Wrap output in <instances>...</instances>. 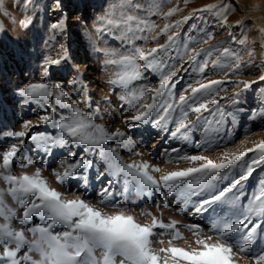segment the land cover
Returning <instances> with one entry per match:
<instances>
[{"label": "snow or ice", "instance_id": "obj_1", "mask_svg": "<svg viewBox=\"0 0 264 264\" xmlns=\"http://www.w3.org/2000/svg\"><path fill=\"white\" fill-rule=\"evenodd\" d=\"M189 2L190 0H183L185 6ZM28 3H31V0H26L25 7ZM54 5L56 9H62L61 0H54ZM0 8H3V0H0ZM181 11L183 9L177 4L163 12L161 4L156 0H152L147 6L138 0H114L105 14L98 18L94 28L100 34L113 30L119 32L120 39L128 45L123 51L112 48L97 49L104 57L105 67L115 68L109 83L127 90L128 95L121 99L135 108V112L125 119V123H151L154 127L165 128L169 123H174L175 129L170 135L187 140V131L191 127L201 121L211 123L208 117L215 118L217 113L222 115L220 100L213 97L202 98L197 102L195 97L198 93L211 96L213 86L220 85L223 81H197L196 86L189 85L191 96L180 95L178 105L165 102L159 110L157 109L160 98L165 95L172 96L171 90L175 88V82L172 80L174 72L162 75L161 82L155 89L132 90L133 82L143 75L141 69L160 70L162 61L158 60V54L168 50L175 43L178 38L175 29L198 12H211L218 23L226 27L230 7L227 4H208L203 8L193 9L191 14L179 20L170 21L172 16ZM152 15L162 17L165 21L162 28L148 18ZM19 23L27 28L31 17H26ZM240 23L237 22L238 25ZM51 28L54 31H65L66 17L62 16ZM157 28L159 31H156ZM259 31L262 37L261 47L264 48V28ZM165 35L167 40L164 44H157L150 49L136 43L138 40H158ZM212 35L207 33L203 43L207 44ZM231 38L241 46L249 44L246 34H242L239 40L235 36ZM251 44L252 46L247 48V63H252L255 59V41ZM60 47L61 52L56 58L50 55L43 57L40 80L27 83L18 90V94L25 98V103H36L44 110V114L39 116L40 122L51 124L53 128L58 129L59 135L45 137L42 133H32L29 136L30 128H38L40 125L32 124L30 120L24 121L22 127L25 130L7 133V136L16 142H12L6 150L0 152V264H239L240 254H249L253 237L264 222V180L258 182L247 204L233 212L231 217L217 220L208 228L207 233L200 225H188L194 237L192 243L177 246L173 241L185 239L177 228L178 221L172 220L165 224L151 213H142L152 216V219L150 223H140L126 205L108 202L106 197L112 195L108 188L102 190L101 200L97 203L103 204L105 208L115 209L111 212L94 206L81 195L71 199L64 198L63 192L50 186L40 168H35L31 173L25 171L20 175L14 174L13 167L18 156L22 155L21 148L26 137L33 141L45 142L46 150L48 143L60 147L78 146L83 152L98 155L105 162V174L116 182L130 178L139 186L141 192L149 196L153 190L160 192L164 197L179 190L183 206L179 207L178 211L184 212L185 207L191 204L195 212L202 213L207 212L208 208L217 202L240 200L242 182L251 176L254 165L264 161V156L253 160L238 178L222 188H216L212 183L215 175L234 165L248 152L264 150V140L253 148H246L238 153L225 152L215 160L204 154L180 155L179 149H172L173 153H177L175 159L185 160L197 166L169 171L159 178L151 173H158L161 169L147 161L125 163L119 155V149L132 144L130 138L125 139L126 133L120 129L110 131L104 123H98L90 97L85 96L82 101L71 102L68 92L60 83L48 82L50 68L70 59L67 49L63 45ZM192 51L195 53L194 49ZM201 52L210 55L211 49H202ZM222 55L234 57L233 73L239 71L243 61L240 53L224 48ZM207 63L205 61L200 67L201 72L205 70ZM261 63H264V59ZM79 75L82 74L78 73ZM260 79L264 80V77ZM71 83L76 84L77 81ZM237 83H243L247 89L253 82ZM85 91L86 89L81 88V92ZM149 95L151 103H147ZM189 100L193 101L191 105H188ZM81 104L84 107H81ZM209 105H214L215 108H210ZM177 106L181 109V115L179 119H173L171 113ZM57 107L65 110V114L58 119L55 115ZM154 110L157 111L154 113ZM189 111L196 114L195 122L188 121ZM204 113H208V116H204ZM196 147L204 146L197 144ZM205 150L215 149L209 145ZM135 155L140 156L142 153L136 152ZM69 160L71 162L61 161V165H66L63 172H53L58 184L63 185L70 178H79L77 169H87L92 165L90 160L77 157L72 151L69 153ZM32 164L33 161L28 160L19 167L27 169ZM111 183L112 179L109 180V184ZM192 197L200 199L193 203ZM160 206L157 202V207ZM164 206H168L166 202ZM254 216L260 220L254 221ZM34 217L38 218L39 222H32ZM15 224L20 227H15ZM156 229L165 231L157 232ZM164 236L168 237L167 246L154 247L157 242L164 244L163 239H156ZM253 260L254 264H264V250L254 255Z\"/></svg>", "mask_w": 264, "mask_h": 264}, {"label": "rangeland", "instance_id": "obj_2", "mask_svg": "<svg viewBox=\"0 0 264 264\" xmlns=\"http://www.w3.org/2000/svg\"><path fill=\"white\" fill-rule=\"evenodd\" d=\"M253 1L190 0L185 6L183 0H156L161 4L163 12H167L177 4L183 9L172 16L170 21L179 20L191 14L193 9H200L208 4H227L230 7L226 27L221 26L211 12H198L192 15L191 19L175 29L178 38L172 47L158 54V60L162 61L160 70L141 69L142 77L132 84V90L135 91L155 89L161 82L162 75L174 72L172 80L175 82V88L171 90L172 96L165 95L160 98L157 109L159 110L165 102L178 105L180 95L191 96L189 85L196 86L197 81L205 83L211 80L223 81L222 84L213 86L211 96L198 93L195 97L197 102L202 98L212 99L213 97L220 100L222 115L217 113L215 118L208 117L211 123L201 121L191 127L187 131L188 139L185 140L170 135V132L175 129L174 123H169L167 128L154 127L151 123H125V119L135 112V108L121 99L128 95L127 90L109 83L115 68L105 67L104 57L97 49L112 48L123 51L128 45L126 41L120 39L119 32L113 30L100 34L94 28L98 18L105 14L114 0H61L62 9L55 8L54 0H31L26 7V0H3V8H0V152L6 150L12 142H16L8 137L7 133L25 130L22 127L24 121L30 120L32 124L40 125L38 128H30L29 136L32 133H42L45 137L59 135L58 129L53 128L51 124L40 122L39 116L44 114V110L36 103H25V98L18 94V90L27 83L40 80L43 72L41 67L43 57L50 55L56 58L61 52V45L67 49L70 59L50 68L48 82L60 83L68 92L71 102L82 101L85 96L90 97L93 102L92 109L96 111L97 122L104 123L110 131L120 129L126 133L125 139L130 138L132 144L127 148L119 149V155L125 163L147 161L150 165L161 169L158 173H151L159 178L169 171L197 166L185 160L175 159L177 153H173L172 149H179L180 155L204 154L215 160L225 152L232 154L244 151L246 148H253L255 144L264 140V80L260 79L264 77V63H261L264 59V48L261 47L262 37L259 31L264 28V25L254 24V18L249 13ZM138 2L147 6L152 0H138ZM62 16L66 17V30L54 31L51 25ZM26 17H31V23L24 28L19 22ZM148 18L160 28L165 23L159 15ZM238 21L241 22L239 25ZM156 31H159V28ZM207 33L213 35L212 39L205 44L203 39ZM73 34L75 36L71 37ZM242 34L247 35L248 45L241 46L233 42L232 36L239 40ZM166 40L165 35L158 40L149 39L147 42L138 40L136 43L150 49L157 44H164ZM253 41H255V59L252 63H247L249 59L247 48L252 46ZM224 48L232 49L243 56L239 71L233 73L235 58L230 55L223 56ZM193 49L200 55H195ZM202 49H211V54L201 52ZM205 61L208 62L207 67L201 72L200 67ZM85 63L89 65V68L86 67L83 70ZM78 73L82 75L78 76ZM226 73L228 75H225ZM88 78L92 82H86ZM74 80L77 81L76 84L71 83ZM239 81L253 83L245 89L243 83H237ZM81 88L86 91L81 92ZM151 102V95H149L147 103ZM192 103V100L188 101V105ZM81 107L84 105L81 104ZM209 107L215 108L214 105ZM184 108L187 110V105ZM157 110H154V113ZM63 114L65 110L57 107L56 118ZM171 115L173 119H179L180 107L177 106ZM203 115L208 116V113ZM195 120L196 114L189 111L188 121L192 123ZM197 144L204 147L197 148ZM209 145L215 150H205ZM70 151L75 152L77 157L90 160L92 165L87 169H77L80 173L79 178H70L61 185L56 182L53 172H63L66 165H61V161L71 162ZM136 152L142 155L137 156ZM21 153L13 167L14 174L20 175L25 171L31 173L35 168H40L50 186L63 192L66 199L81 195L94 206L111 212L115 209L105 208L103 204L97 203L101 200L102 190L108 188L112 194L106 197L108 202L126 205L140 223H150L152 216L165 224L172 220L178 221L177 228L185 239L173 241L177 246L192 243L194 237L188 225H200L207 233L208 228L217 220L231 217L233 212L247 204L258 182L264 180V161H262L253 166L254 171L251 176L242 182L240 200L217 202L211 205L207 212L202 213L195 212L189 204L184 212H180L178 208L183 204L179 197V190L167 197L153 190L149 196L141 192L139 186L130 178L116 182L105 174V162L98 155L83 152L81 147L72 145L60 147L48 143L46 150L45 142L33 141L26 137ZM262 156H264V150L248 152L234 165L217 173L212 183L216 188L226 186L233 179L238 178L248 164L253 160L261 159ZM28 160L33 161L31 167L27 169L19 167ZM110 179L113 180L111 184H109ZM199 199L200 197H192L193 203ZM157 202L160 203V207H157ZM165 202L167 207L164 206ZM9 203H11L10 200ZM142 213H151L152 216ZM253 220L259 221L260 218L254 216ZM32 222H39V220L34 217ZM14 226L20 227L19 224ZM156 231L165 230L156 229ZM156 239H163L164 244L157 242L154 247L167 246V236ZM262 250H264V222L253 237L249 254H240L239 264H254L253 256Z\"/></svg>", "mask_w": 264, "mask_h": 264}, {"label": "bare ground", "instance_id": "obj_3", "mask_svg": "<svg viewBox=\"0 0 264 264\" xmlns=\"http://www.w3.org/2000/svg\"><path fill=\"white\" fill-rule=\"evenodd\" d=\"M249 13L254 18L255 25H264V2H262V0H254L251 8L249 9ZM74 36V34L71 35V37ZM86 67L89 68V65L87 63H85V67H83V70ZM86 82H92V80L88 78Z\"/></svg>", "mask_w": 264, "mask_h": 264}]
</instances>
